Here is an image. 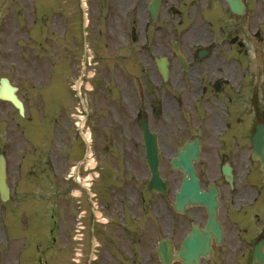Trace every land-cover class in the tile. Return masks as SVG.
I'll use <instances>...</instances> for the list:
<instances>
[{
	"label": "rangeland",
	"instance_id": "obj_1",
	"mask_svg": "<svg viewBox=\"0 0 264 264\" xmlns=\"http://www.w3.org/2000/svg\"><path fill=\"white\" fill-rule=\"evenodd\" d=\"M252 28L253 34L264 30V18L253 19ZM83 38L80 0H0V75L19 87L26 107L21 117L0 100V152L10 162L13 188L10 200L0 199V264H39L36 243L50 245L51 208L58 240L43 264H88L95 230L92 264H126L123 254L135 250L136 259L128 263L154 264L156 241L173 220L167 199L147 189L150 175L145 161L135 158V134L110 129L108 119L99 122L114 118L113 108L93 111L91 158L84 159L87 100L96 103L105 96L114 102L125 72L84 69ZM80 76L84 104L73 92ZM43 149L50 156L39 157ZM39 168L42 176L36 174ZM161 168L163 173V163ZM122 222L137 231L133 239L125 236L127 230L118 234Z\"/></svg>",
	"mask_w": 264,
	"mask_h": 264
},
{
	"label": "flooded vegetation",
	"instance_id": "obj_2",
	"mask_svg": "<svg viewBox=\"0 0 264 264\" xmlns=\"http://www.w3.org/2000/svg\"><path fill=\"white\" fill-rule=\"evenodd\" d=\"M241 1L242 15L225 0H87L88 47L91 39L98 51L115 46L132 68L110 128L136 134V151L144 148V123L157 134L167 216L178 217L164 224L165 235L179 249L197 226L211 247L200 264H252L259 243L264 252V173L253 159L252 142L264 123V36L262 30L252 32L253 19L264 18V0ZM102 105L96 107L101 112ZM91 117L89 99L86 122ZM195 141L200 186L207 193L218 190L217 235L208 229L205 206L179 214L173 208L186 173L172 162L181 147ZM135 158L143 156L137 152Z\"/></svg>",
	"mask_w": 264,
	"mask_h": 264
},
{
	"label": "water",
	"instance_id": "obj_3",
	"mask_svg": "<svg viewBox=\"0 0 264 264\" xmlns=\"http://www.w3.org/2000/svg\"><path fill=\"white\" fill-rule=\"evenodd\" d=\"M230 4V7L234 12L242 13L241 10V2L238 0H227ZM0 98L6 99L11 101L19 110L20 113H24V107L23 103L20 101V99L16 95V91L18 90L17 87H14L10 81L7 78H1L0 80ZM145 138H146V146H147V157L149 162V167L151 169L152 177L149 181V188L151 190L156 191H164L165 189V183L160 177V173L158 170V152L159 148L156 145L155 136L149 132L148 129L145 130ZM254 142V158L259 159L262 162V169L264 170V128L263 125H260L257 133L255 134L253 138ZM191 152H197L196 149H193ZM184 157V155H183ZM186 168L187 170H191V163L190 160H187L186 162ZM178 166V165H176ZM192 175V174H191ZM198 184L195 179V176L192 175L191 180H185L184 185L182 187V191L177 196V204L176 206L179 207L180 210L184 207V205H187L188 202L192 204H198L205 202L208 204L209 198L204 195L200 194L198 191ZM0 192L1 197L3 200H6L9 198V187L6 182V166H5V159L4 156H0ZM214 197H212L213 199ZM214 211V209L212 208ZM188 252H191V259L188 260V264H191L192 261L197 262L198 255L203 251L201 250L197 244L189 243L187 245ZM159 253L161 256V260L163 264H171L172 261V253L170 251V248L164 247L163 243L159 249ZM180 257L181 252L178 254ZM187 255V253H186Z\"/></svg>",
	"mask_w": 264,
	"mask_h": 264
},
{
	"label": "bare ground",
	"instance_id": "obj_4",
	"mask_svg": "<svg viewBox=\"0 0 264 264\" xmlns=\"http://www.w3.org/2000/svg\"><path fill=\"white\" fill-rule=\"evenodd\" d=\"M87 138H88V140H90V136H89V134H87ZM89 178H90V176H89ZM88 185H90V184H88Z\"/></svg>",
	"mask_w": 264,
	"mask_h": 264
}]
</instances>
